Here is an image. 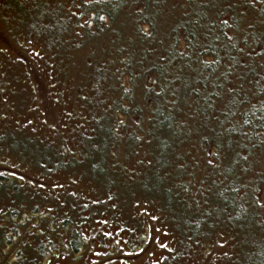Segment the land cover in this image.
<instances>
[{
    "label": "trees",
    "instance_id": "obj_1",
    "mask_svg": "<svg viewBox=\"0 0 264 264\" xmlns=\"http://www.w3.org/2000/svg\"><path fill=\"white\" fill-rule=\"evenodd\" d=\"M2 1L17 31L86 56L96 98L103 85L113 93L114 118L96 117L82 138L79 158L91 175L105 178L109 148L115 159L125 148V162H147L134 186L158 199L183 233L217 242L222 233L213 231L223 221L239 230L264 226V0H71V16L46 0ZM69 17L81 21L65 45ZM3 169L0 198L15 195L12 202H23L11 181L18 171ZM205 179L216 207L202 212L187 197L194 189L201 195ZM9 214L13 220L18 215L14 208ZM17 234L16 226L0 233L2 254L9 258L16 249L21 260L31 249L12 248L9 236ZM77 236L68 242L73 250ZM32 242L35 257L47 254L42 241ZM249 255L263 264L264 246Z\"/></svg>",
    "mask_w": 264,
    "mask_h": 264
},
{
    "label": "rangeland",
    "instance_id": "obj_2",
    "mask_svg": "<svg viewBox=\"0 0 264 264\" xmlns=\"http://www.w3.org/2000/svg\"><path fill=\"white\" fill-rule=\"evenodd\" d=\"M71 2L45 1L66 10ZM3 5L0 0V170L18 171L11 181L19 186L23 202H12L15 195L0 198V233L16 226L17 236H9L12 248L31 250L18 260L20 253L13 249L8 258L0 240V264H8V259L11 264H253L249 254L255 246H264V226L239 230L223 221L213 231L222 233L217 242L183 233L167 220L158 199L134 186L143 180L147 162H125V148L117 159L109 148L105 178L91 175L79 158L82 138L92 132L96 117L114 118L113 93L103 85V94L96 98L86 56L45 46L17 31V22ZM66 14L73 15L68 10ZM69 18L65 45L73 40V25L81 21ZM110 72L106 64L107 79ZM38 153L42 157L31 156ZM209 181L205 179L201 195L192 190L189 206L202 212L216 207L207 194ZM37 204L40 208L35 209ZM10 207L18 214L15 220L11 209L7 211ZM32 213L44 217L38 221ZM74 233L75 250L68 245ZM32 240L42 241L47 254L35 257Z\"/></svg>",
    "mask_w": 264,
    "mask_h": 264
}]
</instances>
